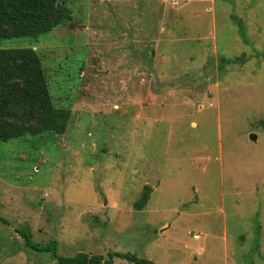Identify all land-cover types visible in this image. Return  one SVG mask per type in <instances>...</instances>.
Masks as SVG:
<instances>
[{
	"label": "rangeland",
	"instance_id": "rangeland-1",
	"mask_svg": "<svg viewBox=\"0 0 264 264\" xmlns=\"http://www.w3.org/2000/svg\"><path fill=\"white\" fill-rule=\"evenodd\" d=\"M57 5L49 32L0 39L70 111L63 134L0 141V264L55 263L16 230L60 257L264 264V0Z\"/></svg>",
	"mask_w": 264,
	"mask_h": 264
},
{
	"label": "trees",
	"instance_id": "trees-1",
	"mask_svg": "<svg viewBox=\"0 0 264 264\" xmlns=\"http://www.w3.org/2000/svg\"><path fill=\"white\" fill-rule=\"evenodd\" d=\"M65 12L57 0H0V39L31 38L49 32L63 21ZM244 57L229 61L238 63ZM70 111L57 109L52 101L48 78L41 58L30 48L0 50V141L18 139L35 130L36 134H63ZM150 188L145 187L136 209L146 205ZM25 245L38 253H49L54 264H111L115 259L131 264H153L131 254L110 253L107 258L77 253L72 257L57 255L55 240L46 245L35 243L31 236L16 230Z\"/></svg>",
	"mask_w": 264,
	"mask_h": 264
},
{
	"label": "water",
	"instance_id": "water-1",
	"mask_svg": "<svg viewBox=\"0 0 264 264\" xmlns=\"http://www.w3.org/2000/svg\"><path fill=\"white\" fill-rule=\"evenodd\" d=\"M250 140H252V141L255 140V136L254 135H251L250 136Z\"/></svg>",
	"mask_w": 264,
	"mask_h": 264
},
{
	"label": "built area",
	"instance_id": "built-area-1",
	"mask_svg": "<svg viewBox=\"0 0 264 264\" xmlns=\"http://www.w3.org/2000/svg\"><path fill=\"white\" fill-rule=\"evenodd\" d=\"M193 238L197 240V239H199V236L198 235H194Z\"/></svg>",
	"mask_w": 264,
	"mask_h": 264
},
{
	"label": "crops",
	"instance_id": "crops-1",
	"mask_svg": "<svg viewBox=\"0 0 264 264\" xmlns=\"http://www.w3.org/2000/svg\"><path fill=\"white\" fill-rule=\"evenodd\" d=\"M155 98V97H154ZM164 227H167V224H164V226H162V228H164ZM194 249H197L196 247H194Z\"/></svg>",
	"mask_w": 264,
	"mask_h": 264
}]
</instances>
